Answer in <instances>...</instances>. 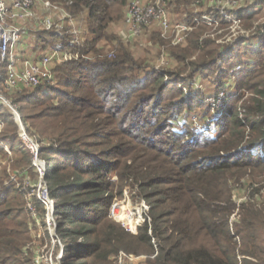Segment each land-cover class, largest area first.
<instances>
[{"label":"trees","instance_id":"trees-1","mask_svg":"<svg viewBox=\"0 0 264 264\" xmlns=\"http://www.w3.org/2000/svg\"><path fill=\"white\" fill-rule=\"evenodd\" d=\"M49 1L68 16L56 20L50 13L54 25L37 30L33 49L44 53L62 42L93 58L53 60L51 82L10 89L7 97L48 166L57 232L67 242L60 264H111L118 251H157L148 264H264V22L224 44L204 37L209 28L199 24L183 44L167 41L161 52L175 66L158 70V53L144 57L149 48L120 41L131 0ZM192 1L167 0L178 19L182 9L192 16ZM262 13L243 12L242 24ZM74 28L80 45L68 43ZM151 39L164 38L154 31ZM199 74L216 79L195 97L193 85L185 87ZM230 80L233 89L205 124L219 129L195 133L182 118ZM0 120L12 153L10 166L0 168V264H43L28 247L24 180L29 171L37 177L32 153L2 106ZM125 188L149 205L150 222L136 234L109 216Z\"/></svg>","mask_w":264,"mask_h":264},{"label":"built area","instance_id":"built-area-1","mask_svg":"<svg viewBox=\"0 0 264 264\" xmlns=\"http://www.w3.org/2000/svg\"><path fill=\"white\" fill-rule=\"evenodd\" d=\"M192 9V16L189 18L187 12H183V17H175L167 0H131L128 4L122 19V27L119 29V36L126 44L137 42L144 45V42L151 40L154 31L168 39L174 46H179L185 42L190 32L199 24L214 25L221 28L228 27L229 32L223 35L219 43L236 38L238 35H247L242 24L243 12L252 13L255 10L264 9V0H193L189 4ZM53 9L61 13L62 18L68 15L60 7L54 5L49 0H0V106H6L11 110L10 115L17 122V112L12 108L3 95V90L20 89L21 87H33L42 82H51L53 79L51 64L53 60L69 62L81 58H93L92 52L88 51L85 55L78 51H72L64 48L62 42L54 43L44 52L37 62L28 59L21 60L15 58V47L27 51L36 47L33 43L36 41V32L39 28L50 29L54 25L51 17ZM55 32L59 33L62 25H55ZM255 28V27H254ZM75 34L68 41L72 45H80V38L77 30L74 28L71 32ZM24 34H29V39L22 41ZM33 34V35H31ZM113 55L112 51L107 53L108 57ZM163 55V54H162ZM7 63V76L3 79L1 64ZM167 61L163 56L157 62L155 68L161 70ZM239 66H236L238 69ZM222 98V97H221ZM220 96L215 100L217 106L221 104ZM20 137L31 153L32 164L38 158V145L26 136L22 128ZM198 131H205L211 135L209 130L198 127ZM48 196V189H47ZM49 201L54 205V201L48 196ZM140 208L133 209L129 204L122 202H113L110 206L109 216L116 222H120L126 231L136 234L139 227L144 222H150L149 205L142 201L138 205ZM130 220V221H129ZM156 250V245H154ZM157 251L147 255H136L118 251L111 257V264H148L149 259H153ZM39 263V261H36Z\"/></svg>","mask_w":264,"mask_h":264},{"label":"rangeland","instance_id":"rangeland-1","mask_svg":"<svg viewBox=\"0 0 264 264\" xmlns=\"http://www.w3.org/2000/svg\"><path fill=\"white\" fill-rule=\"evenodd\" d=\"M52 11H53L52 14H53L54 19L56 20H59V18L62 19V15L60 12H58L55 9H53ZM181 11L184 12L185 10L182 9ZM263 22H264V13L257 15V19L252 25L251 23L245 22L241 24L239 28L243 29V31H246L244 33L250 34L252 33V30L254 29V27H256L259 24L261 25V23ZM56 24H59V23H56ZM118 25L120 26V24ZM207 26L209 29H206L205 31L206 34L204 33L205 34L204 37L216 38L217 42L218 40L221 39L223 35H226V33L229 32L228 27L221 28L219 26H214V25H207ZM114 28H118L117 24L114 26ZM119 38L121 41L122 40L121 36H119ZM28 39H29V34H24L22 41L25 43V41ZM167 41L169 42L168 39H165V40L162 39V41H159V40L155 41L151 39L149 42H144L145 44L142 45V47L149 48L148 50L149 53L145 52V53H142V55L146 57V53H147V56L150 55L154 57V54L158 53V55L154 57V61H153L154 65L156 66L161 56H163L164 59L167 61V63L161 66L163 68L166 67L168 69H173L175 66L174 61L162 55V52H161L163 51V48L167 50L166 47L169 46L168 44L170 43V42L168 43ZM136 43L137 42H135L134 45L141 46L140 43L139 44H136ZM246 47L248 48V46ZM136 49L137 47H134V48L132 47V52L137 53L138 50ZM42 55H43V51L40 47L36 49L31 48L28 51H27V48H23L22 50H20L19 48H17V46L15 47V58L20 57L21 60L28 59L32 62H37L42 57ZM7 63L8 61L2 62L1 64V71H2L3 79H5L7 76ZM226 69H229L228 65H225V70ZM183 75H186V74H183ZM215 79H216L215 75L212 76L211 74H209L205 76V75L199 74L195 78L193 79L191 78L187 80L189 81V84H188V87H185V89L189 91L190 85H193L192 91L190 90L191 92L189 91V93H191L192 96L199 97L198 96L199 94L197 93L198 91L206 92L214 88L213 82L215 81ZM224 79H228V77L226 76ZM232 83H233L232 80H230V82L224 88H220L216 91H213L207 94L203 102L204 107H202L201 109L192 111L188 115V117L187 116L183 117L182 121L187 123L189 127H192L195 133L204 134L206 136H209V134H207L205 131L199 132L198 127L202 129V127L205 126L206 122L209 120V116L211 114L213 115V112L215 111V107L217 105V102L215 100L219 96L220 98L222 97L221 99H223L226 92L233 89L234 86L232 85ZM26 88H29V87H26ZM20 89H22V87ZM2 92L6 100L9 102L12 108L19 115V112L16 109L17 104H14L12 100L7 97L9 96L11 91L4 89ZM2 108L4 109L5 112L10 114L11 110L9 108H7L6 106H2ZM205 127L207 130L210 131V133H212L213 131H217L219 129V127L216 126L215 124H211V126L209 127L205 126ZM22 128L25 131L26 136L35 142L34 138L31 137L30 131L26 130V128L23 127V125H22ZM4 129L8 130V127H5V123H3L0 120V168L1 166L9 167L10 166L9 163L10 161H12L11 148L8 146L7 143L3 142V139H2V132ZM20 134L21 132L20 130H18L20 142L23 146H25L20 137ZM33 166L35 167L37 177H34L35 174L32 171H29V173L27 174L24 180V186L26 190L25 210L29 218L30 238H31V241L28 244V247L34 249L35 263H37L36 261H39V263H43V264H60V260L64 258V253H65L67 242L62 241L57 232L58 223H57V219L55 216V213H56L55 205H52L50 203L49 198H48L49 194L47 196V193H46L48 189V185L45 182V174H46V171L48 170V166L46 162L40 158H37ZM17 179H18V176L12 174V180L17 181ZM111 179L116 180V175L112 174ZM116 201L122 202L124 205L129 204L131 208L136 209V208H140L138 205L141 204L143 200L136 201L132 197L129 190L125 188L121 196H115V199L113 200V202H116ZM237 201L239 202V199H237ZM110 218L114 222H116L112 217ZM116 223L122 226L120 222H116Z\"/></svg>","mask_w":264,"mask_h":264},{"label":"water","instance_id":"water-1","mask_svg":"<svg viewBox=\"0 0 264 264\" xmlns=\"http://www.w3.org/2000/svg\"><path fill=\"white\" fill-rule=\"evenodd\" d=\"M17 122L21 125V120H20V116L17 115Z\"/></svg>","mask_w":264,"mask_h":264},{"label":"bare ground","instance_id":"bare-ground-1","mask_svg":"<svg viewBox=\"0 0 264 264\" xmlns=\"http://www.w3.org/2000/svg\"><path fill=\"white\" fill-rule=\"evenodd\" d=\"M130 221V220H129Z\"/></svg>","mask_w":264,"mask_h":264}]
</instances>
